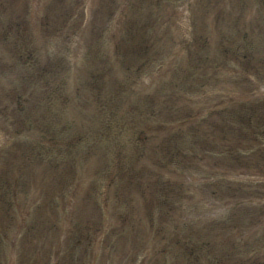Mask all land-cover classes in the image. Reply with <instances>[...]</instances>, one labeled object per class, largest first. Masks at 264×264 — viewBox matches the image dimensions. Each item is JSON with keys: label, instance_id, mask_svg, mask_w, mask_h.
I'll use <instances>...</instances> for the list:
<instances>
[{"label": "rangeland", "instance_id": "rangeland-1", "mask_svg": "<svg viewBox=\"0 0 264 264\" xmlns=\"http://www.w3.org/2000/svg\"><path fill=\"white\" fill-rule=\"evenodd\" d=\"M1 236L0 264H264V0H0Z\"/></svg>", "mask_w": 264, "mask_h": 264}, {"label": "trees", "instance_id": "trees-1", "mask_svg": "<svg viewBox=\"0 0 264 264\" xmlns=\"http://www.w3.org/2000/svg\"><path fill=\"white\" fill-rule=\"evenodd\" d=\"M142 28L140 27V31H143V30H146L148 27H150L151 25H149L146 21H143L142 22ZM143 43H147V44H149V41H148V39H145V41H142ZM134 48H135V45L133 46ZM130 49H131V47H130ZM9 215V216H8ZM7 216L8 217H10L11 216V214H9L8 212H7ZM52 230V229H51ZM130 240H132V237H130L129 238V241ZM172 244H174V243H172ZM140 245L141 244H139V242L136 244V245H133V246H128V247H130V249H128L127 251H125V253H130V252H134V250L136 249V248H139L140 247ZM105 251H106V256H108V255H111V253H110V251L108 250V249H105ZM159 253V252H158ZM235 257H237V258H235ZM235 257H233V259H232V261L230 262V263H232V262H235V261H239L240 260V257H238V256H235ZM149 259H152V260H154V258L151 256V257H149ZM130 260V259H129ZM162 260H163V256H158L157 258H156V262H157V264H162ZM228 260L226 259V257L224 258V261H222V263H226ZM237 264H242V262H238Z\"/></svg>", "mask_w": 264, "mask_h": 264}]
</instances>
